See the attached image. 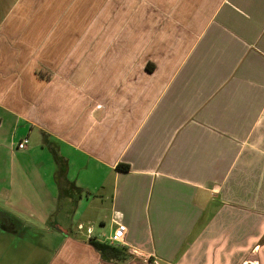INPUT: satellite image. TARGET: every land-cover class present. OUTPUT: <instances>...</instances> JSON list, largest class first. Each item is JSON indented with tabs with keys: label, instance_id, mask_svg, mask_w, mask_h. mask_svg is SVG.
Returning a JSON list of instances; mask_svg holds the SVG:
<instances>
[{
	"label": "crops",
	"instance_id": "crops-1",
	"mask_svg": "<svg viewBox=\"0 0 264 264\" xmlns=\"http://www.w3.org/2000/svg\"><path fill=\"white\" fill-rule=\"evenodd\" d=\"M118 223L124 263L89 242ZM22 245L264 264V0H0V264Z\"/></svg>",
	"mask_w": 264,
	"mask_h": 264
},
{
	"label": "trees",
	"instance_id": "trees-1",
	"mask_svg": "<svg viewBox=\"0 0 264 264\" xmlns=\"http://www.w3.org/2000/svg\"><path fill=\"white\" fill-rule=\"evenodd\" d=\"M57 162L58 164H60L59 160H57ZM89 242L96 250L101 253L104 260L106 259L108 261H117L119 263H124L130 258L128 254L125 253L126 251L122 248L120 249L114 245H111L109 243H102L95 239H91Z\"/></svg>",
	"mask_w": 264,
	"mask_h": 264
},
{
	"label": "built area",
	"instance_id": "built-area-1",
	"mask_svg": "<svg viewBox=\"0 0 264 264\" xmlns=\"http://www.w3.org/2000/svg\"><path fill=\"white\" fill-rule=\"evenodd\" d=\"M29 145V140L28 138L23 139L17 146L18 150H26L28 148ZM80 230H83V226L79 227ZM92 230L89 228L88 229V234H91ZM126 234H127V227L123 224H119L118 223V227L115 230L113 236L109 239L110 240V244L111 245H119L121 247H128V245H126L125 242V238H126ZM130 248V247H129ZM131 252L133 251L131 248L129 249ZM135 255H137V253L134 251L133 252ZM155 264H157L156 262H153Z\"/></svg>",
	"mask_w": 264,
	"mask_h": 264
},
{
	"label": "rangeland",
	"instance_id": "rangeland-1",
	"mask_svg": "<svg viewBox=\"0 0 264 264\" xmlns=\"http://www.w3.org/2000/svg\"><path fill=\"white\" fill-rule=\"evenodd\" d=\"M15 248H10L7 252L6 256H8V259L10 261V264H32L33 259V253L30 250V247L27 245L22 246H15ZM9 254V255H8ZM48 254V253H46ZM8 264V263H7ZM38 264H42V262L38 261ZM149 264H155L153 262H150Z\"/></svg>",
	"mask_w": 264,
	"mask_h": 264
}]
</instances>
